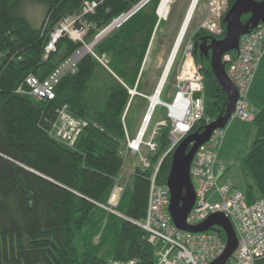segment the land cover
Wrapping results in <instances>:
<instances>
[{
  "label": "trees",
  "instance_id": "obj_1",
  "mask_svg": "<svg viewBox=\"0 0 264 264\" xmlns=\"http://www.w3.org/2000/svg\"><path fill=\"white\" fill-rule=\"evenodd\" d=\"M83 1L0 0V264L157 262L156 247L137 224L146 219L151 170L136 168L132 184L116 209L135 223L104 207L124 166V122L129 129L131 108L144 101L130 91L137 87L139 92L150 45L161 27L157 14L161 0H152L94 48L98 57L108 58V68L88 54L76 74L61 80L54 100L37 101L27 93L30 76L46 80L82 48L63 38L57 51L44 59L50 33L63 17L78 13ZM93 1L99 7L88 16L95 26L88 39L140 0ZM236 1L227 0L228 10ZM28 2L45 6L39 27L23 10ZM249 18L245 15L243 22ZM222 27L219 36L200 28L191 39L195 44L209 38L223 39L224 17ZM195 56L204 77L205 115L190 134L202 132L228 103L210 56L201 57L199 50ZM172 71L173 67L169 75ZM64 105L85 122L72 147L50 136V123ZM252 124L255 138L241 158L245 181V190L241 191L249 203L264 199V106L254 115ZM171 131L167 121L156 137V153L149 155L152 164L170 148ZM171 160L169 153L158 176L161 184L167 183Z\"/></svg>",
  "mask_w": 264,
  "mask_h": 264
},
{
  "label": "built area",
  "instance_id": "obj_2",
  "mask_svg": "<svg viewBox=\"0 0 264 264\" xmlns=\"http://www.w3.org/2000/svg\"><path fill=\"white\" fill-rule=\"evenodd\" d=\"M151 2L152 0L138 1L131 8L113 18L92 39H88L90 30L95 28L94 24L88 21V16L96 13L99 3L84 0L78 13L63 17L50 33L45 46L44 59L47 60L57 51L58 44L63 38L81 44L82 48L55 69L46 80L40 81L30 76L26 81L27 93L37 101L54 100L61 80L76 74L80 61L88 54L93 55L108 68V58L98 57L94 48L106 37L122 28ZM159 16L162 20L160 14ZM220 16L219 0H212L209 4L208 17L202 28L213 36L221 35L223 30L216 20ZM181 48L180 57H182L175 77L176 92L172 102L166 103L162 100L163 89L159 94L161 100L155 107L152 106V113L149 114L150 111H148L135 138H131L124 122L127 138L126 149L133 155H139L140 165L136 168H140L143 172L151 170L146 219L143 223L137 224L148 233L149 242L157 249L156 264H212L226 251L227 237L224 231L219 226H213L202 233H191L178 229L169 213L170 190L167 183L158 182L165 156L169 153L173 154L180 142L190 134L194 125L200 122L205 115V84L202 68L195 56V43L190 39L185 41ZM263 59L264 23L242 36L237 51L230 52L223 57L228 79L238 91L234 117L243 120L251 119L248 95ZM156 94L157 91L154 95ZM146 98L152 104L151 97ZM158 106L167 108L169 122L172 125L171 145L165 156L156 164H152L148 155L156 153L158 148L156 137L161 127L167 125V121L158 123L148 135ZM84 126V120L73 115L69 106L64 105L57 110L55 119L50 123V136L72 147ZM224 136L225 130L216 131L211 140L198 150L194 158L191 166V179L196 192V203L188 216L187 223L197 226L214 214H225L238 240L237 249L226 264H264V199L249 203L245 194L232 181L224 180L225 168L219 160ZM144 149L147 150L146 155H142ZM136 168L132 174L135 173ZM130 179L131 177L128 178L124 187L129 184ZM118 183L116 180L108 202L110 209L104 208L120 215L116 209L124 187H120ZM135 263V261H130L111 264Z\"/></svg>",
  "mask_w": 264,
  "mask_h": 264
},
{
  "label": "rangeland",
  "instance_id": "obj_3",
  "mask_svg": "<svg viewBox=\"0 0 264 264\" xmlns=\"http://www.w3.org/2000/svg\"><path fill=\"white\" fill-rule=\"evenodd\" d=\"M192 1L193 0H173L169 5L165 15L162 17V20H160L159 18V22L162 21L161 27L157 35L153 37L148 51V54H150V56L148 58L145 69L141 72V75L143 74V77L140 81V87L138 89L140 93L137 91V87L134 90H131V92L135 91L133 95H139V101L144 100L139 104L137 103V106L133 105V107L131 108L132 110L130 111L129 117L130 120L128 121V132L131 138H135L142 127L143 119L148 113L150 106V101L146 97L152 98L153 96H155L154 94L157 91L160 81L164 75L165 69L172 55L174 46L176 44L177 38L179 36L180 30L185 21L188 9L190 8ZM211 1L212 0L199 1L194 13L193 20L186 34L187 41L190 40L200 28H202L203 24L205 23L204 21L208 17L209 4ZM219 3L221 7V16L216 20L219 27L223 29L222 18L228 12V3L227 0H219ZM23 10L30 22L35 27H39L41 25L45 13V6L28 2L24 4ZM181 50L182 48L178 53V56L173 65V71L171 75H169L167 83L161 95L162 100L166 103L172 102L176 92L175 77L180 67V60L182 57H180ZM263 68L264 65L258 74L259 77L264 75ZM260 90L262 91V93H259V96L256 95V98L253 99L248 96V102L254 101L255 103V108L253 110L255 113L252 114V112H250L252 115V120L254 119V115L257 113V107H261L260 105L264 106V86L263 88H260ZM94 91L98 92V89L96 88L94 89ZM250 120H243L239 117H233L231 119L229 125L225 130L226 134L223 138L219 153V156H222V159L226 157L227 160H230V165L233 167L231 180L233 184H235L242 191L245 190V181L241 174V158L249 152L251 143L255 138V128L252 124V121ZM162 121H169L168 111L165 106H158L155 110L148 135L151 134L152 130L157 126V124ZM146 154L147 150L144 149L142 151V155ZM122 156L124 158V166L119 177L117 178L119 186L124 187L128 178L131 177V181L129 182V184L123 188L125 191L126 188L132 184V178L134 177V174H130V172H133V170L140 165V157L139 155H133L129 153L125 148L122 151ZM106 207L110 209L108 205Z\"/></svg>",
  "mask_w": 264,
  "mask_h": 264
},
{
  "label": "water",
  "instance_id": "obj_4",
  "mask_svg": "<svg viewBox=\"0 0 264 264\" xmlns=\"http://www.w3.org/2000/svg\"><path fill=\"white\" fill-rule=\"evenodd\" d=\"M161 4L162 0L159 9ZM157 14L159 16V10ZM245 15H250V18L243 22ZM224 21L226 23L225 37L223 39L209 38L202 44H195V53L199 50L201 57H209L211 54L214 75L228 96L227 106L223 113L208 124L202 132L189 134L180 142L172 154L171 169L167 178V186L171 193L169 213L178 229L191 233H202L213 226H219L224 231L227 237L226 251L212 264H226L236 251L238 240L230 220L223 213L214 214L197 226L187 223L188 216L196 203L191 166L198 150L211 140L216 131L224 130L233 118L238 101V91L228 79L223 57L230 52L237 51L242 36L264 23V1L237 0L224 16ZM134 92L130 91L132 95ZM152 106L150 104L149 111ZM124 218L135 223L131 219Z\"/></svg>",
  "mask_w": 264,
  "mask_h": 264
},
{
  "label": "bare ground",
  "instance_id": "obj_5",
  "mask_svg": "<svg viewBox=\"0 0 264 264\" xmlns=\"http://www.w3.org/2000/svg\"><path fill=\"white\" fill-rule=\"evenodd\" d=\"M173 0H162V4H161V7L159 9V14L161 15V17H163L169 7V5L172 3ZM200 0H193L192 3H191V6L190 8L188 9V13L186 15V18H185V21L182 25V28L180 30V33H179V36L177 38V41H176V44L174 46V49H173V52H172V55L170 57V60L167 64V67L165 69V72H164V75L160 81V84L158 86V90H157V94L155 96H153L151 98V101H152V105L153 107H155L157 105V103L161 100L160 99V96L159 94L162 92V90L164 89L166 83H167V80H168V76H169V73L171 71V68L173 67L174 65V62L178 56V53L181 49V46L183 44V41L186 37V34L189 30V27L191 25V22L193 20V17H194V13H195V10L197 8V5L199 3ZM153 112V109L150 110L149 114Z\"/></svg>",
  "mask_w": 264,
  "mask_h": 264
},
{
  "label": "crops",
  "instance_id": "obj_6",
  "mask_svg": "<svg viewBox=\"0 0 264 264\" xmlns=\"http://www.w3.org/2000/svg\"><path fill=\"white\" fill-rule=\"evenodd\" d=\"M150 54L147 55L146 57V60H145V66L143 67V70L145 69L146 67V64H147V61H148V58H149ZM264 65V59L262 61V64L260 66V69L257 73V76L255 77L254 81H253V84L251 86V89H250V92H249V95L251 98H256L257 96H259V93H262V91L260 90V88H263L264 86V75L263 76H258L261 68L263 67ZM264 69V68H263ZM259 77V78H258ZM257 95V96H256ZM249 103V110L250 112H252V114H254L255 112L253 111L254 108H255V103L254 101L253 102H248ZM261 107H257V111H260V109L263 107V105H260ZM259 108V109H258ZM256 110V109H255ZM226 134V133H225ZM220 153V152H219ZM220 155V154H219ZM220 157V162L223 164L224 168H225V171H224V180H231V173H232V169L233 167L230 165L231 162L230 160H227L226 157H224V159H222V156H219ZM233 162V161H232ZM132 172H130L131 174Z\"/></svg>",
  "mask_w": 264,
  "mask_h": 264
}]
</instances>
